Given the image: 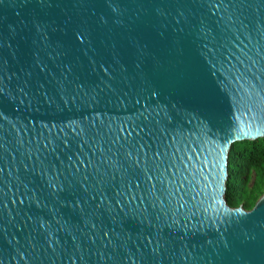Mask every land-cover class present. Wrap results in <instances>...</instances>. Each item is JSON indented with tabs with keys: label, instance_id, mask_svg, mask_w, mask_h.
<instances>
[{
	"label": "water",
	"instance_id": "95a60500",
	"mask_svg": "<svg viewBox=\"0 0 264 264\" xmlns=\"http://www.w3.org/2000/svg\"><path fill=\"white\" fill-rule=\"evenodd\" d=\"M264 0H0V264H264Z\"/></svg>",
	"mask_w": 264,
	"mask_h": 264
},
{
	"label": "trees",
	"instance_id": "16d2710c",
	"mask_svg": "<svg viewBox=\"0 0 264 264\" xmlns=\"http://www.w3.org/2000/svg\"><path fill=\"white\" fill-rule=\"evenodd\" d=\"M227 169L230 176L226 183V203L231 207L241 205L246 210L251 209L264 192V137L234 142Z\"/></svg>",
	"mask_w": 264,
	"mask_h": 264
},
{
	"label": "rangeland",
	"instance_id": "374dc122",
	"mask_svg": "<svg viewBox=\"0 0 264 264\" xmlns=\"http://www.w3.org/2000/svg\"><path fill=\"white\" fill-rule=\"evenodd\" d=\"M252 178H253V177H251V181H252ZM249 186H251V182H250Z\"/></svg>",
	"mask_w": 264,
	"mask_h": 264
}]
</instances>
